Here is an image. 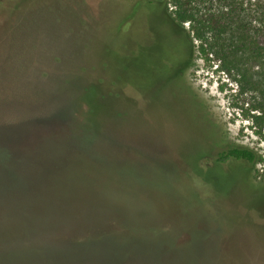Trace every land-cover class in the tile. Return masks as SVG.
Masks as SVG:
<instances>
[{
	"label": "rangeland",
	"instance_id": "1",
	"mask_svg": "<svg viewBox=\"0 0 264 264\" xmlns=\"http://www.w3.org/2000/svg\"><path fill=\"white\" fill-rule=\"evenodd\" d=\"M142 2L146 34L113 39L123 0H0L1 264L45 255L43 242L72 264L124 245L153 264L158 242L168 264H264L257 99L199 57L169 0ZM230 148L255 163L220 161ZM60 197L81 204L40 214Z\"/></svg>",
	"mask_w": 264,
	"mask_h": 264
},
{
	"label": "trees",
	"instance_id": "2",
	"mask_svg": "<svg viewBox=\"0 0 264 264\" xmlns=\"http://www.w3.org/2000/svg\"><path fill=\"white\" fill-rule=\"evenodd\" d=\"M123 1L129 4H126V7L121 10L122 14H115V19L108 24L107 33H110L113 39H115V36L117 38L130 37L142 23V34H146L140 14L143 6L142 0H136L135 2H132V0ZM169 7L171 16L177 24L188 25L191 37L196 43L195 50L199 57L206 62H215L219 71L229 76L242 92L255 95L257 100L251 104V110L255 113L250 114L249 119L260 130L264 129V0H169ZM111 37L110 44L105 43L106 48L111 50L112 53L120 55L121 51L113 44ZM122 47L128 50L126 41H123ZM130 55H135L134 48L129 51V54L121 56L128 57ZM123 74L125 75L124 72ZM111 76L109 75L107 83ZM219 159L220 161L228 159L242 160L254 164L256 156L251 150L245 148H230L221 152ZM186 163L194 173H199L194 162ZM67 204L74 206V204L81 203L74 200L67 201L60 197L39 211L40 214L58 212ZM91 205L94 206V210L97 209L95 204ZM94 212H97V210ZM25 223L28 224L29 222ZM36 229L35 227L32 232L36 233ZM130 230L137 229L130 228ZM28 235L30 237H27L26 241L33 240V236H36L35 234H32L33 236ZM155 236L159 237V234ZM104 238V240L110 239L109 237ZM51 244H54V242ZM41 245L50 248L46 249L47 253H43L45 255H38L37 259L26 256L24 261L14 262L13 264H72L70 259L64 257L69 251L68 248L49 245L48 242H43ZM157 245L160 250L153 264H168L163 256L169 253L171 246L165 247L160 242ZM59 246H62V244L59 243ZM124 246L121 247L120 252H117V255H115L116 252H105L106 254L96 255V264H102L107 260L111 261L112 264L123 260L145 264L140 262L139 259L133 258L128 252V246ZM27 252L28 250L25 251V253ZM160 257H163V259L160 260ZM59 258L62 259L59 260ZM12 261L14 260H9L8 264Z\"/></svg>",
	"mask_w": 264,
	"mask_h": 264
},
{
	"label": "flooded vegetation",
	"instance_id": "3",
	"mask_svg": "<svg viewBox=\"0 0 264 264\" xmlns=\"http://www.w3.org/2000/svg\"><path fill=\"white\" fill-rule=\"evenodd\" d=\"M140 48L139 47H137V45H135V47H134V51H135V55H133V56H138V55H140V51L142 50H139ZM239 161H242V160H239Z\"/></svg>",
	"mask_w": 264,
	"mask_h": 264
}]
</instances>
